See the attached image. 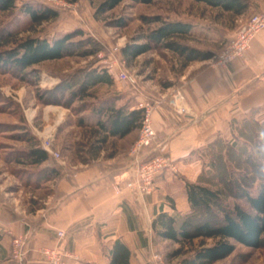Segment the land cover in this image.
<instances>
[{"label":"rangeland","instance_id":"obj_1","mask_svg":"<svg viewBox=\"0 0 264 264\" xmlns=\"http://www.w3.org/2000/svg\"><path fill=\"white\" fill-rule=\"evenodd\" d=\"M102 1L78 0L71 3L68 0H18L16 9L0 14L1 32L3 29L27 28L26 18L20 13L23 3L43 4L59 12L57 19L32 27L12 41L28 37L53 41L76 30L84 32L72 41L75 55L35 66L32 77L17 78L0 73V187L6 189L9 186L15 191L21 188L22 191L36 193L37 200L32 197L28 199L30 206L32 201L43 205L40 200L51 190L34 177L33 174L36 173H30L32 170L24 172L10 161L18 150L27 145L15 136L28 130L40 144L37 131L40 132L45 125L54 121L44 122L39 127L35 118L42 117L44 112H57L58 116L62 115V122L57 127L55 147L58 144L72 146L73 151L71 154L65 152V157L71 161H79L84 146L82 141L90 133L88 129L75 124L77 116L74 110L80 108L82 102L74 101L69 104V92L65 90L68 83L76 85L86 80L89 72L106 69L114 77V85L107 89L101 86L93 88V97L86 100L87 104H94L107 95L116 94L117 106L126 103L138 106L159 99L170 92L168 89L179 88L183 77L195 65V62L191 63L182 70L180 60L164 49H154L127 63L121 49L158 27L157 24H147L144 18L159 16L166 22L190 24L194 34L181 42L202 51L213 52L214 55L232 37L228 32L231 25L228 18L224 17L217 22L216 11L195 4L192 0H155L151 4L126 0L113 10L96 16L97 6ZM239 21L236 22L237 28ZM86 52H93V55L83 57L82 54ZM203 62L209 63V60ZM117 63L123 64L119 67ZM122 71L127 72V81L120 79ZM63 82L68 83L56 92L55 89ZM166 83L172 86L164 89ZM48 91L52 93L44 97ZM40 95H43V99H40ZM33 110L36 111L34 118L30 115ZM88 114L89 111L82 113L85 116ZM31 118L32 124L34 122L32 127L28 121ZM221 139L218 147L210 148L211 150L205 148L196 154L201 163L199 176L203 175L204 183L223 190L226 203L231 205L238 202L248 207L243 192L247 189L253 195L257 194L259 184L264 179V114L258 119L249 118L240 126L239 132ZM33 180H37V184ZM215 242L207 240L205 245L212 246ZM199 246L200 240H195L185 246L183 254L169 258L167 255L179 246L154 238L152 255L148 254L152 262L150 264H159L154 255L160 256L164 264H183ZM14 263L17 264L16 259ZM215 264H264V247L252 249L237 244L233 254Z\"/></svg>","mask_w":264,"mask_h":264},{"label":"crops","instance_id":"obj_2","mask_svg":"<svg viewBox=\"0 0 264 264\" xmlns=\"http://www.w3.org/2000/svg\"><path fill=\"white\" fill-rule=\"evenodd\" d=\"M249 1L248 10L237 20L264 13V0ZM236 30L237 25L229 28L230 36ZM194 64L179 87L190 114L179 117L167 106L157 108L152 115L157 136L142 156L166 154L176 164L177 172L160 175L151 194H119L116 185L132 172L129 151L138 138V130L121 139H109L89 163L67 159L65 152L71 154L73 147L58 144L56 149L62 153L63 162L49 156L46 165L59 166L61 175L47 181L37 178L51 190L40 200V208L33 210L28 203L31 197L37 200L36 193L0 187V264H15L13 241L20 237L28 238L27 264H44L39 253L43 248L73 254L67 264H109V251L116 240L132 251L131 264L152 263L149 256L154 240L153 219L161 211L174 212L169 198L179 213L190 211L185 183L198 180L201 163L196 154L218 138L231 135L236 121L258 119L264 114V30L255 36L245 58L227 66ZM112 96L116 94L107 95ZM52 113L44 112L35 118V123L40 127L44 122L55 121L58 114ZM30 115L34 118L36 111ZM28 121L32 127L34 122ZM82 142L87 152L94 138L89 133ZM27 148L28 145L22 149ZM17 166L24 172L32 170L30 173L44 167ZM33 181L37 184V180ZM58 232L64 236L59 237Z\"/></svg>","mask_w":264,"mask_h":264},{"label":"trees","instance_id":"obj_3","mask_svg":"<svg viewBox=\"0 0 264 264\" xmlns=\"http://www.w3.org/2000/svg\"><path fill=\"white\" fill-rule=\"evenodd\" d=\"M76 3L78 0H68ZM126 0H103L96 9V16L103 15ZM141 4H151L155 0H129ZM195 4L203 5L206 9L216 11L217 22L226 17L230 20V28L236 26L239 17L249 8V0H192ZM18 0H0V14L16 9ZM20 13L26 18V27L22 30L3 29L0 32V73L11 74L17 78H29L35 73V66L49 61H57L75 55L73 52L75 37L82 36V30H76L60 38L49 41L40 37H28L14 40L22 32L30 28L52 21L59 17L58 10L43 5L23 3ZM147 24H157L137 42L127 44L121 49V54L127 63H131L138 56L154 49H164L172 52L181 62L182 70L193 62L210 60L213 52L202 51L182 43L192 37L193 26L182 22H166L159 16L144 18ZM143 42H138V41ZM11 45V46H8ZM93 55V52L83 53V57ZM68 83V82H67ZM66 82L57 87V92ZM114 85V77L106 69L93 70L88 73L86 80L76 85L68 83L69 104L74 101L82 102L80 108H75L76 125L88 129L90 138L94 142L88 151L81 150L83 163H89L91 157H96L99 151L108 143L109 139H121L135 130H139L144 115V109L138 106L123 104L117 106V97H105L92 104L86 102L92 96L91 90L98 85ZM66 86V85H65ZM172 84H164L168 89ZM52 91L45 93L44 97ZM42 96V97H41ZM43 99V95L39 96ZM89 111L88 115H82ZM249 119L236 121L232 126V133L239 132V128ZM245 132V131H244ZM246 133V132H245ZM19 141L26 142L27 149L18 150L10 159L16 165L40 168L34 177L43 181L55 179L61 175V168L57 165H46L49 155L41 148L36 138L28 130L20 136ZM222 139L218 138L206 149L218 147ZM211 150V149H210ZM34 173V172H33ZM202 175V174H201ZM198 177L197 182L185 183V194L190 211L181 214L175 210L173 200L169 198L173 213L161 211L152 221L154 238L178 245L179 248L168 254L175 258L183 254L187 244L200 240V246L192 257L186 258L183 264H215L229 257L236 249V245L259 249L264 247V179L261 180L257 194L253 195L247 189L243 198L248 207L234 202L231 205L224 200L223 190L208 185ZM42 205L32 201V209ZM215 240L212 246H206L205 241ZM132 251L122 241L116 240L109 251V264H131Z\"/></svg>","mask_w":264,"mask_h":264},{"label":"built area","instance_id":"obj_4","mask_svg":"<svg viewBox=\"0 0 264 264\" xmlns=\"http://www.w3.org/2000/svg\"><path fill=\"white\" fill-rule=\"evenodd\" d=\"M263 30L264 13L254 14L247 19L240 20L234 35L209 60V64L213 67L227 66L236 59L245 58L251 49L253 39ZM122 64L117 63L119 67ZM120 79L123 81L128 80L126 71L120 73ZM168 90L170 92L160 96L159 99L138 105L139 108L144 109V115L139 128L138 139L129 152L133 158L132 172L121 184L116 185L119 194L126 191L140 195L151 194L155 189V180L160 175L167 171L177 172L176 164L166 154H155L148 158L142 157L145 150L152 147L157 136L152 119V115L157 108L167 106L179 117H186L190 114V108L181 88ZM60 119H62V115H59L53 123L45 125L40 132L37 131L36 135L40 139L41 148L55 160L63 162V156L55 147L56 131L61 123ZM58 236L63 237L64 233L58 232ZM27 244L28 238L14 239L13 258L16 259L17 264H27ZM39 253L44 264H67V261L73 257V254L58 248H43ZM154 259L159 264H164L160 256L154 255Z\"/></svg>","mask_w":264,"mask_h":264}]
</instances>
